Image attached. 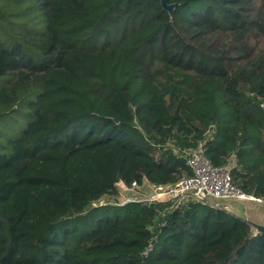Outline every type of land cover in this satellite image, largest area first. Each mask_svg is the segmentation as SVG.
Returning a JSON list of instances; mask_svg holds the SVG:
<instances>
[{
  "label": "trees",
  "instance_id": "obj_1",
  "mask_svg": "<svg viewBox=\"0 0 264 264\" xmlns=\"http://www.w3.org/2000/svg\"><path fill=\"white\" fill-rule=\"evenodd\" d=\"M167 1L0 0V264H264L226 210L102 204L199 145L264 201V0Z\"/></svg>",
  "mask_w": 264,
  "mask_h": 264
},
{
  "label": "built area",
  "instance_id": "obj_2",
  "mask_svg": "<svg viewBox=\"0 0 264 264\" xmlns=\"http://www.w3.org/2000/svg\"><path fill=\"white\" fill-rule=\"evenodd\" d=\"M184 158L192 171V176L180 179L174 184L153 185L149 182H144L142 185L134 184L132 188H129L123 182H119L118 186L121 191L127 193V198L122 200L123 205L130 202H141L137 201L136 195L129 194V191L138 193V190H148V194L141 193V195L150 196V201H170L174 204L185 203L190 199L198 201V198L204 192L218 198H251L263 201L246 194L236 187L232 181L230 167L214 166L206 156L203 145L187 150ZM152 249L153 247L150 245L144 254L149 255Z\"/></svg>",
  "mask_w": 264,
  "mask_h": 264
},
{
  "label": "water",
  "instance_id": "obj_3",
  "mask_svg": "<svg viewBox=\"0 0 264 264\" xmlns=\"http://www.w3.org/2000/svg\"><path fill=\"white\" fill-rule=\"evenodd\" d=\"M163 10L173 16L178 4H169L167 0H160ZM186 162V159H184ZM199 202L213 208L226 210L228 213L246 221L252 228L253 236L264 234V201L251 198H218L204 192Z\"/></svg>",
  "mask_w": 264,
  "mask_h": 264
},
{
  "label": "rangeland",
  "instance_id": "obj_4",
  "mask_svg": "<svg viewBox=\"0 0 264 264\" xmlns=\"http://www.w3.org/2000/svg\"><path fill=\"white\" fill-rule=\"evenodd\" d=\"M262 106L264 107L263 104H262ZM213 111L216 113V115L220 121L219 125H220V130H221V135H222L224 133L225 127L227 125L226 122L228 119H231V116H233V112L231 111L230 108H227L223 105L222 100H221L219 95H217L215 98V110H213ZM259 117H260L259 119L261 120L262 125L264 126V115H260ZM121 193H122V196H121L122 199H120V200L109 199V200H105L104 202H102V204L107 205V206H109V205L113 206V205H119L121 203V205H123L122 200H123V198H127V194H126V192H122V191H121ZM141 193L142 194H148L149 191L148 190H146V191L138 190V193L137 192L135 193L133 191H129V194L136 195L137 201H144V200L150 201V196H142ZM118 201H119V203H118ZM114 213H115L114 207H111L108 211L99 212L98 217H99V219H103L107 216L113 215Z\"/></svg>",
  "mask_w": 264,
  "mask_h": 264
},
{
  "label": "crops",
  "instance_id": "obj_5",
  "mask_svg": "<svg viewBox=\"0 0 264 264\" xmlns=\"http://www.w3.org/2000/svg\"><path fill=\"white\" fill-rule=\"evenodd\" d=\"M146 182H147V181H146ZM126 194H127V193H126ZM121 198H122V197H121ZM121 198H120V199H121Z\"/></svg>",
  "mask_w": 264,
  "mask_h": 264
}]
</instances>
